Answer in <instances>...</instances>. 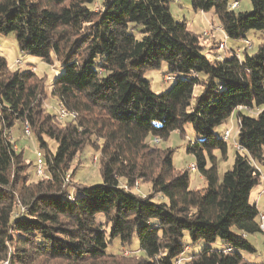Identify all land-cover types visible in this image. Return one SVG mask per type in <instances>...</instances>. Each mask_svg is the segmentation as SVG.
<instances>
[{"label":"trees","instance_id":"obj_1","mask_svg":"<svg viewBox=\"0 0 264 264\" xmlns=\"http://www.w3.org/2000/svg\"><path fill=\"white\" fill-rule=\"evenodd\" d=\"M95 1L0 0V35L14 33L22 53L64 70L49 85L35 70H10L0 55V264H264L248 257L256 249L247 240L261 233L249 198L262 182L256 162L264 164V42L252 55L246 47L226 55L225 46L222 60L210 61L201 34L173 18V0H101L94 11ZM238 1L190 4L210 12L229 41L264 34V0H248L250 11L228 9ZM162 63L183 79L156 94L144 75ZM48 97L72 118L48 112ZM234 113L239 149L219 180L213 152L225 155L227 146L214 130ZM16 121L43 153L45 177L31 180L32 164L13 149ZM186 124L203 138L186 147L201 190L189 188L187 168H174L172 149L152 144L174 131L185 137ZM86 146L98 153L101 184H67ZM138 182L149 186L146 195L134 193ZM186 234L204 243L198 253L186 255ZM134 236L143 256L106 253L114 239L125 246Z\"/></svg>","mask_w":264,"mask_h":264},{"label":"rangeland","instance_id":"obj_2","mask_svg":"<svg viewBox=\"0 0 264 264\" xmlns=\"http://www.w3.org/2000/svg\"><path fill=\"white\" fill-rule=\"evenodd\" d=\"M240 10L238 11H250L251 5L248 0H239ZM94 11H98L101 8V0H96L93 5L90 6ZM170 12L173 18L176 21H185L190 30H192L193 22L196 20L199 22V14L195 13L191 7L190 0H179V2H172L170 5ZM207 18H211L214 25H217V20L212 16L210 12L207 13ZM209 27V26H208ZM196 33L199 35L200 30L195 29ZM204 35H200L201 44L204 46L202 54L207 57L210 61H213L217 55H212L208 52V42L207 35L209 34L207 30H203ZM219 32L220 28H219ZM139 37L138 35H136ZM223 38V37H222ZM245 40H248L251 43V48L247 50L249 55H252L258 45L264 42V34L259 31L250 30L245 35ZM222 42V39L219 41ZM227 42V41H226ZM228 43L234 49L243 50L244 44L242 40L238 41H228ZM0 52L5 56L6 62L10 70H18L19 72H25L33 68L38 75H46L49 81V85H51L56 77L63 73V68L57 61H54L53 65H49L42 61L40 58L22 53L16 42L15 34L10 33L6 36L0 35ZM223 56V55H222ZM20 60V64H14L15 60ZM144 79L149 83L150 89L152 92L156 94L165 93L168 91L172 85L179 79H183L182 76L170 77L167 73V64L162 63L159 68L148 70ZM199 88L194 89V97L199 94ZM46 109L51 114L57 113L58 105L54 99L48 97L46 100ZM256 110H250L248 112H244L249 116H255ZM69 119H66L62 122H67ZM23 124L20 121H16L14 123L11 132L9 133V139L15 144L17 150L22 151L24 153V157L26 161L31 163V167H29L28 175L31 180H36V153L38 150L36 141L34 137L25 136L23 133ZM229 129L230 137L226 140V153L223 155L220 151L216 150L213 152L214 161L217 168V174L219 180H221L225 171L230 169L233 164L234 155L236 152V148L234 146L235 141H237V125H236V113L225 123L215 128V134H220L223 130ZM184 136L182 137L178 131H174L170 133L167 140H161L157 144L152 141V138H148L149 141H152V144H156L161 148H170L173 150L172 154V164L177 171H181L183 169H188L190 171V182L189 188L191 190H201L206 187V183L204 179L201 177L197 167L195 166V159L191 154H188L186 151L187 144L189 142L194 143L197 141H201L203 138L198 137L194 134L192 127L190 124H186L184 126ZM155 140V139H154ZM159 141V140H158ZM52 150H55V142L48 141ZM98 153L94 152L90 146H86L80 154L75 157L74 161L70 165V170L66 174L65 182L68 184L71 182V179L75 184H88V185H99L101 184V176L99 173V167L97 164ZM211 164V160L208 158V167ZM257 167L261 171L262 174V182L254 187L250 193L249 202L250 204H255L259 212L264 211V194H263V186H264V164H260L256 162ZM195 166V172L190 170V166ZM72 172V175H71ZM74 172V173H73ZM71 175V176H70ZM148 185L140 184L138 182L134 185V193L139 195H146L148 192ZM184 243H186L189 249L186 252V255L198 253L203 247L204 243L200 240L197 242H192L188 235L186 234L184 239ZM254 242V246L256 249L255 254L248 255L250 259L254 263H263L264 261V236L261 233H257L254 235L252 240ZM221 246V241L217 240L215 244H213L214 248H219ZM12 250V249H11ZM108 254H116L122 253L125 254H136L139 256H143L144 253L139 248L138 240L134 236L131 242L128 245L122 246L120 239H114L110 244L107 245L105 249Z\"/></svg>","mask_w":264,"mask_h":264},{"label":"built area","instance_id":"obj_3","mask_svg":"<svg viewBox=\"0 0 264 264\" xmlns=\"http://www.w3.org/2000/svg\"><path fill=\"white\" fill-rule=\"evenodd\" d=\"M178 1L179 0H173V2H178ZM227 7L229 10H236L238 8V3L237 2H231L228 4ZM220 31L222 33L223 38H222V42H219V44H218V52L222 53V51L225 48V41L227 40V37L223 34L221 29H220ZM201 34L205 36L206 33L201 32ZM242 42L244 44V47H246L247 49L251 48V43L248 40H243ZM237 52H238V54H237V56H238L240 54V50H238ZM220 53H218L219 55H217V57H216L217 60H222L223 56ZM20 63H21V61L18 59V60H15L14 64H20ZM32 70H34V69H32ZM56 116H57V119L60 121H64L66 119L72 118L71 114L60 106H58V108H57ZM23 133L25 136H30V130H29V127L27 124L23 126ZM229 137H230L229 129L223 130L222 131V139L226 141ZM8 139H9V137H8ZM158 142L159 141L157 139L154 140V143L157 144ZM11 143H13V142L11 141ZM234 146L236 149H239V146L236 143H234ZM13 149L15 151L17 150L15 144H14ZM195 169H196L195 166H193V165L190 166V170L192 172H195L196 171ZM44 170H45L44 155L41 151H37V153H36V172L35 173L39 177H45V171ZM263 194H264V186H263ZM69 199H71V196H69ZM21 212H23V209L20 210V213ZM258 217H259V230H260L261 234L264 236V211L260 212L258 214ZM2 264H9V262L5 261Z\"/></svg>","mask_w":264,"mask_h":264},{"label":"crops","instance_id":"obj_4","mask_svg":"<svg viewBox=\"0 0 264 264\" xmlns=\"http://www.w3.org/2000/svg\"><path fill=\"white\" fill-rule=\"evenodd\" d=\"M188 1V0H187ZM179 2V1H178ZM238 3V8L237 11L240 10V5L239 2ZM195 12V11H194ZM199 14V22H197L196 20L193 22L192 25V30L194 31L195 29L200 30L199 32H202L203 30H207L208 31V35H207V42H208V52H212L213 54L215 53H220L216 50H213V47L217 46V43L222 39V33L219 32V25H214L213 21L211 20V18H207V13H202V12H195ZM209 26V27H208ZM196 32V31H195ZM229 40H227V42H225V54H226V50H235L229 43ZM0 55L3 56L5 58V56L0 52ZM227 55V54H226ZM33 69V68H31ZM254 238V235L252 236H248L247 240L254 245V242L252 241ZM255 247V246H254ZM250 258V257H249ZM248 258V259H249ZM264 263V261H263Z\"/></svg>","mask_w":264,"mask_h":264}]
</instances>
